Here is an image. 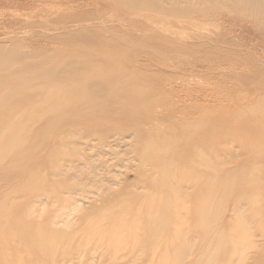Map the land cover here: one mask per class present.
Wrapping results in <instances>:
<instances>
[{
  "label": "bare ground",
  "instance_id": "obj_1",
  "mask_svg": "<svg viewBox=\"0 0 264 264\" xmlns=\"http://www.w3.org/2000/svg\"><path fill=\"white\" fill-rule=\"evenodd\" d=\"M76 1L61 0L52 4H55V8L77 3L88 9L111 5L118 10L115 16L118 20L125 23L129 19L131 26L134 24L138 28L150 25L155 34L146 43L133 36L117 43L113 39L107 42L99 38L101 34L98 32L96 36L90 34L91 24L87 28L82 26L83 29L77 33L70 31L75 24L73 21L58 18L59 24H63L60 29L65 34L57 40L70 50L63 63L49 64L46 60L25 63L20 70L7 74L6 68L15 58L0 50V150L4 149L0 153V264H9L6 252L18 246L22 251L37 253L40 257L50 253L52 238L62 233L57 230L58 227L72 225L67 212L83 209V199H88L84 189L89 185L110 205L112 214L105 218L129 225L137 232L134 239L140 242L135 258L138 254L144 257L147 252L164 247L173 250L176 264H232L235 256H239L238 262L246 264L251 249L257 246L254 238L264 227V180L261 177L264 172V143H244L243 150L253 156L244 166H250L244 169L242 164L231 171L225 170L221 168L223 163L220 160L214 162L208 157V152L215 150L207 144L203 119L191 122V127L183 130L181 137L161 132L160 129L157 132L158 124L140 115L142 90L136 89L138 84L132 83L133 77L129 71L122 73L120 69L113 68L115 71H109L106 75H102L101 71L107 64L111 66L128 61V68L132 67L139 77L143 66L135 55L137 52L149 55L165 51L191 54L194 52L193 45L189 46L183 40L174 42L171 37L179 34V31L185 32L190 29L186 26H194L200 21H219L230 16L232 10L246 11L250 21L253 19L258 24L264 23V0H220L223 1L221 6L214 4L217 0ZM210 2L211 6L202 9V5ZM163 19L168 20L169 27L157 26L158 21ZM90 20L86 17L82 22ZM125 30L133 35L131 28ZM233 31L234 28H231L227 34ZM195 34L197 39L203 37L195 31L186 36L193 38ZM224 36L213 41V45H228ZM195 47L204 49H200V52L206 49L200 42ZM226 64L256 69L244 58L229 60ZM55 83L58 85L53 86ZM249 84L251 88H256L254 94L264 90V80H252ZM48 86L52 99L47 98L46 103L58 101L64 96L82 101L102 93H106V102L82 103L76 107L73 101L66 109L55 108L51 116L41 115L42 109L40 116L17 114L15 124H7L11 120L12 113H9L13 107L33 103L34 97L41 96L40 91L45 94V87ZM196 109L199 110V107ZM67 112H76L79 116L64 122ZM87 112H102L105 117L88 119L83 116ZM33 122H40L36 126L40 128L33 129L36 124ZM73 122L72 127L87 133L86 138L93 144L91 156L84 152L91 147L90 144L85 149L62 153L61 149L65 147L62 140H51L55 131L63 130ZM254 131V126H248L236 133L248 135ZM34 138L48 141L29 143ZM132 154H135V161L139 164L136 166L138 185L135 190L125 186L117 191V173L115 167L109 166L110 159L119 160L117 166H121L124 158ZM81 163H86L89 168L86 169L94 175L81 172ZM212 166L218 169L217 173L209 171ZM107 172L112 177L106 178ZM53 179H65L62 191L47 190L39 184ZM52 194L56 198L69 196L65 198L69 207L64 208L61 216L50 218L44 225L36 227L37 223L30 219L40 214ZM79 194L82 196L80 199L76 198ZM21 198L28 204L17 212L15 204ZM115 207L119 209L113 213ZM243 210L252 213L245 215ZM229 212L233 215L230 216ZM195 239L199 240L196 244L193 242ZM258 254L253 264H261L264 249Z\"/></svg>",
  "mask_w": 264,
  "mask_h": 264
},
{
  "label": "rangeland",
  "instance_id": "obj_2",
  "mask_svg": "<svg viewBox=\"0 0 264 264\" xmlns=\"http://www.w3.org/2000/svg\"><path fill=\"white\" fill-rule=\"evenodd\" d=\"M59 1L61 0H0V50L15 58L7 66V74L20 70L25 63H40L46 60L49 64H61L65 61L70 50L57 40L65 34V31L60 29L63 24H59L58 18L73 21L75 24L71 26L70 31L77 33L83 27L87 28L91 24L90 34L95 35L98 32L101 34L99 38L106 39L107 42L113 39L117 43L124 38L133 36V38L146 43L149 41V37L155 34L154 28L150 25H146L145 28H138L133 23L131 26L129 19L125 23L118 20L119 18L115 17L118 15V10L111 5L100 6L95 9L89 7L88 9L85 5L73 3V5L53 8L55 4L52 3ZM214 4L221 6L223 1L217 0ZM209 6H211V2L201 7L204 9ZM232 11L230 16L220 17L222 19L219 21L203 23L200 21L195 24L196 26H186L185 28L191 30L179 31L180 35L175 34L171 37L174 42L183 40L189 46L193 45L194 52L192 51L191 54H175L165 51L160 54L149 55L142 53V51L141 54L137 52L135 55L138 57L139 64L143 66L142 71L139 72V77L132 67L128 68V61L111 66L107 64L101 71L102 75H106L109 71H115L113 68L120 69L119 72L122 73L125 70L129 71L133 77L132 83L138 84L136 89L142 90V96L139 99L140 115L145 118L149 117L153 124H158L157 132L160 129L161 132L165 131L172 136L181 137L183 130L191 127V122L203 119L206 127L207 144L210 149L215 150L208 152V157L214 162L217 159L220 160L223 163L221 168L228 171L235 169L237 165L243 164L244 169L250 166H244L245 162L251 161L253 157L250 152L243 150L244 143L261 141L264 143V90H262L263 93L260 91L254 94L253 90L256 88H251V84H249L252 80H264V23L258 24L253 19L250 21V16H247L249 14L246 11ZM86 17L91 18V20L82 22ZM167 21V19L159 20V25H156L169 27ZM125 28L128 30L131 28L134 31L131 32L133 35H130ZM231 28H234L233 33L227 34ZM193 31L197 34L201 33L203 37L197 39L198 36L195 34L192 35L193 38H187L186 35L192 34ZM223 35L229 44L222 47L213 45V41ZM199 42L206 46L205 51L200 52L199 50L203 48L195 47L196 43ZM238 58H244L249 65H254L258 71L246 65L231 66V63L224 65L226 61ZM57 85L58 83H55L53 86ZM45 88L48 91L46 90L45 94L44 91H40L41 96L34 97L33 103L13 107L9 113H12L11 120L7 124H15L17 114L40 116L39 113L42 109L41 115L51 116L55 112V108L66 109L74 101L72 96H64L58 101L46 103L49 100L47 98L51 95L48 94L50 93L49 86ZM104 94L106 93L86 97L82 101L76 99L74 105L80 107L82 103L106 102ZM50 98L52 99V97ZM196 107H199V110ZM75 116H79L78 113H65L64 122L71 121L69 119ZM83 116L88 119L105 117L102 112H87ZM74 123L67 124L63 130L55 131L51 140L55 138L62 140L65 145L61 149L62 153L85 149L90 144L91 147L85 149L84 152L91 156L93 151L90 149H92L93 144L90 139L86 138L87 133L83 132L82 129L77 130L72 127ZM32 124H34L33 129H38L40 127L36 126L41 123L33 122ZM248 126H254L255 131L252 134L238 135L239 133H236ZM98 128L102 130L101 127ZM194 131L196 130H192V132ZM47 141L34 138L29 143ZM255 150L259 149L256 148ZM3 151L4 149L0 150V153ZM124 159L125 162L121 163V166H117L119 160L110 159L109 166L115 167L114 170L117 173L118 185L116 189L120 191L126 186L135 190L139 181L136 166L139 164L135 161V154L128 155ZM262 160L264 162V158ZM102 161L107 160L103 159ZM214 166L209 169L212 174L217 173L218 170ZM79 167L81 172H87L88 176L94 175L87 170L89 168L86 167V163H81ZM105 176L106 178L112 177L108 172L105 173ZM84 177L85 175L82 176V178ZM261 177L264 180V172ZM64 180L53 179L47 180V183L41 182L39 184L47 190L62 191ZM84 190L87 192L88 199H83V209L78 212H67L72 225L70 227L63 225L58 227L57 230L62 233L56 235V238H52L50 253L48 252L45 257H40L37 253L22 251V248L18 246L7 250L6 261L9 264H43L46 262L50 264V260L53 264H118V262L119 264H176L173 250L164 247L147 252L144 257H139L138 254V257L135 258L134 256L139 251L137 249L138 242H140L134 239L137 232L129 225L126 226L119 221L105 218L104 216L109 215L111 211L110 205L101 198L100 194L96 193L93 186H86ZM54 196L52 194L49 196L50 198L48 197L49 199L40 214L33 217L35 220L30 219L37 223V225L35 224L36 227L40 224L44 225L50 218L61 216L64 208L69 207L65 200L69 196L62 198ZM76 198L80 199L82 196L79 194ZM27 204L28 202L24 198L18 199L15 204V208H18L16 211L24 209ZM118 209L115 207L112 212L114 213ZM251 213L250 210L244 211L245 215ZM229 215L231 216L233 213L229 212ZM254 240L257 246L255 249H251L252 253L248 256L249 259H247L246 264H253V259L259 255V252H263L264 227ZM198 241L195 239L193 242L196 244ZM238 257L235 256L232 264H245L238 262ZM260 261L261 264H264L262 255Z\"/></svg>",
  "mask_w": 264,
  "mask_h": 264
}]
</instances>
